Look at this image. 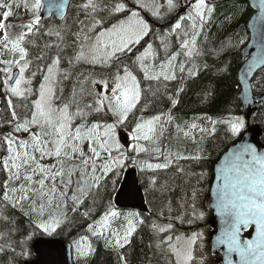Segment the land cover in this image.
Returning <instances> with one entry per match:
<instances>
[{"label":"snow or ice","instance_id":"6c2138e0","mask_svg":"<svg viewBox=\"0 0 264 264\" xmlns=\"http://www.w3.org/2000/svg\"><path fill=\"white\" fill-rule=\"evenodd\" d=\"M132 4L137 7L132 8ZM166 5L170 12L179 7L174 0H166ZM0 7L8 9L3 13V20L6 21L12 15L10 11L12 5L0 3ZM24 7L32 16L28 23L21 26L26 31L12 36L8 29L14 26L0 21V32L3 33L0 38V47L3 49L0 51V57L5 53L12 54L9 59L0 58V65H4L0 68V73L4 75L3 86L10 97L8 107L12 110V118L16 122L14 132L23 131L30 134L27 140H18L13 134L4 137L8 155L3 158V169L9 173V181L13 182V186L9 187V182H4L2 200L5 203L11 201L13 208L22 205L26 200H31L30 210L39 217L33 219L35 227L50 235L56 232L67 216L50 213L48 218L44 219L45 209L46 207H60L54 203L57 194L68 197L67 189L73 183L72 176L76 170L80 172V178L76 183L77 192L81 195L78 196L77 192H73L71 196L74 204L73 212H76L90 195L96 197L97 193L92 192V189L98 190L101 187V179L108 177L110 173L118 175V170L126 166V161L131 160L133 166H136L140 153L150 150L161 153L158 147L149 149L139 143L140 141L153 145L157 143L156 130L161 121L159 115L148 119L138 118L131 129V140L135 142L131 151L136 153V157H131L125 151H121L122 145L118 139V130L121 126H126L125 122L130 114H133V110L142 102L143 94L151 91V88L141 87L133 67L143 74L145 81L175 80L177 67L180 72L185 69L183 62L175 63L180 53L168 52L170 47L168 36L174 35L179 41V49L182 50L183 55L192 58L198 54L197 37L201 34L203 25L208 22L214 8L211 6V0H190L185 14L178 15L171 25L170 32H165L160 37L165 57L157 63L158 57L151 43L145 41L146 47H143V51L136 48L152 32L150 23L141 15L139 9L149 11L153 17H160L162 6L157 3V0H131V4L129 0H123V2L121 0H82L78 7L84 12L85 20L78 21L79 30L73 34V43H67L66 35L69 29L66 24L59 29H49L45 34L56 36L59 40L55 45L57 49L55 57L46 66V70L37 65L36 70L31 71L30 76H26L33 61L29 59V50L25 45L31 44L32 41L28 40V37L39 31L42 19V0H32L31 3L25 0ZM54 7L63 12V4H49L48 11L52 12ZM260 20L264 21V0L260 6ZM52 46L45 44L44 47L51 48ZM68 47L73 48V55L67 57L68 69H62L60 67L62 54ZM133 52L136 54L130 55ZM43 59L44 53L41 52L36 60ZM78 64L91 65L94 69L99 66L100 71L99 73L89 71L87 75L79 73L71 95L58 105L56 101L57 89L61 83L60 77L62 76L64 80L69 79L72 74L71 70ZM38 73L42 74V80L39 88L34 91L31 87L32 79ZM192 75L194 73L190 70L189 76ZM89 82L92 85L91 89L85 86ZM97 85L101 88L97 89ZM59 92L62 99L63 89L60 88ZM33 96L35 99L31 100L29 109L27 102ZM11 97L25 102L19 105L26 110L23 120L20 119L16 111L17 105L13 104ZM85 97H92V102L84 103ZM171 103L175 106L178 101L172 99ZM147 107L148 104L144 103L141 111ZM29 111L30 117L27 114ZM93 113H103L105 117L111 114L114 119L112 122L96 121L89 124L88 117ZM77 120L81 122L76 124ZM221 122L229 125L228 130L233 135L238 134L245 125L240 117ZM216 123L212 121L213 125ZM196 128L197 125L192 123L187 131L183 129L181 131H184V136L188 137L190 131ZM33 129H39V131H33ZM199 132L208 134L204 128H200ZM214 132L215 127L213 126L211 133ZM85 141L91 155H87L83 150L82 145ZM193 142H195V137H193ZM161 154L164 155V153ZM46 158L56 159L58 165H44L39 162ZM76 158L80 159L84 167L76 166L75 169L68 170V179L65 181L63 160ZM155 158L159 159V156ZM164 158L165 163H146L145 166L149 170L166 169L172 163V159L170 155H164ZM203 158L200 154L191 157L176 156V159L201 160ZM28 169L30 171H26ZM219 171L222 174L223 185L217 190V211L225 218L224 222L227 225L224 234L227 236L228 251L238 253L241 264H264V154H258L256 147L247 144L242 151L226 161L225 166ZM35 175L41 178L33 180ZM57 177L61 178L60 182L65 188L63 192H58ZM21 180L27 183H21L19 187L15 186V181ZM47 180L52 181L50 188L46 186ZM155 183V179L150 181L151 185ZM32 184L38 187L33 188ZM85 186H87V191ZM104 188L107 192L106 183ZM17 192L20 193L18 197ZM130 194L122 188L118 195L127 197ZM33 196L41 201L38 206L36 200L32 199ZM45 197H47L46 202ZM192 197L195 200L196 189H193ZM96 202L94 198V206ZM63 206L66 208V203ZM191 207L193 217L202 219L203 213L196 215L194 203ZM92 211L93 209L89 208L83 215L88 217ZM169 211H171L170 208ZM0 217H2V212H0ZM121 218L124 223L118 228L112 227L113 223ZM142 224L144 220L139 213L134 211L121 213L109 199L99 219L87 225V232L94 237L104 239L107 246L119 250L130 243V238L137 231V227ZM252 225L255 226L254 238L241 240L242 228L246 229ZM151 227L153 233L158 235L167 232L172 225L169 223L160 226L153 223ZM4 236V233H0V238ZM31 236L32 234L29 233L27 239H31ZM199 238L201 237L198 233H193L187 238L168 236L166 239H160L156 247L166 253V259H168L167 254L170 253L175 258V264H190L194 259V245ZM88 239V236L82 235L74 241L75 252L79 257H87L94 251ZM224 242L221 241V243ZM161 245H167V247L162 248ZM8 246L11 247L10 244ZM2 250L3 245H0V251ZM20 255L26 256L27 252L22 251ZM119 260L122 264H127L124 255H120ZM168 264H171V260Z\"/></svg>","mask_w":264,"mask_h":264},{"label":"trees","instance_id":"16d2710c","mask_svg":"<svg viewBox=\"0 0 264 264\" xmlns=\"http://www.w3.org/2000/svg\"><path fill=\"white\" fill-rule=\"evenodd\" d=\"M22 0H16V4ZM82 0H71L66 17L63 21H57L53 16L48 20L40 22L39 31L28 37V40L32 41L31 44H26L25 46L29 50V59L33 61L30 65V72L35 71L37 65L44 67L51 63V59L55 57L56 54V43L59 42L56 36H48L45 33L49 29H59L65 24L68 26V33L66 35V40L68 44H72L74 40V33L79 30L80 20H85L84 12L78 7ZM123 2V0H121ZM174 2H182V0H174ZM131 4V0H129ZM22 4V3H21ZM181 4V3H180ZM214 8L208 22L204 24V28L201 34L197 37V49L198 54H195L192 58H188L183 55L182 50L179 49V44L176 45V38L174 35L168 36V41L174 42L173 52H179L177 61L175 63L179 64L183 62L184 71L180 72L179 68L176 69V79L172 81H145L143 79V74L139 70L133 67L134 73L138 76L140 80L141 87L143 89L151 88V91H146L143 94V99L137 108L133 110V114H130L127 120L126 126H121L125 129V132L131 133V129L135 126L138 118L143 117L144 119L151 118L152 116H161V121L157 126L156 135L158 137L157 143L155 145L142 141L141 145L146 146L149 149L153 147H158L161 153L164 155H170L172 162L179 155V152L175 149H182V144H189L184 142L182 139H177V145L179 147L171 146L169 149L168 145L172 144L175 131H178L175 126H181L189 123L190 121L196 119V121L206 120L208 123V134L205 135V140L199 145V149H194L191 152L198 151L200 155L204 158L196 163V172L189 173L188 176L183 177L180 174H176V179H181L177 188L176 195L170 197V189H167L162 183H158L156 178L166 169H152L146 168V163H165L164 155L161 153L148 151L140 153L137 158V165L133 166L132 161L127 164V167H134L137 169L139 174V185L144 192L148 213L140 214L141 218L144 220V224L137 227V231L130 238V243L125 245L122 249H115L113 247L107 246L105 240L99 237H94L91 233L87 232V225L93 223V221L103 213L106 206L99 214L90 213L88 217H85L83 213L89 208L94 209L93 197L90 195L85 201L87 203L73 212L74 207L73 202L69 201V205L56 210L55 215L62 216L66 214L67 219L61 224V226L56 230V235L52 237H47L45 233L41 232L35 227L33 219H38L35 213L30 210L31 200H26L22 205L16 208L12 207L11 201L5 203L2 200V193L4 182H9V187L13 186V182L9 181V173L3 169V158L8 155L7 145L4 144V137L8 134H13L17 139H19L18 132H14L15 121L12 118L11 112H6L5 104L3 100L1 118H0V212H2V217H0V233H4L5 236L0 238V245H3V250L0 251V264H25L32 262L35 259L32 246L33 243L40 238L47 239H57L68 242L71 246L75 240H78L80 236H88V242L92 245L94 251L87 257H79L75 260L73 256L74 264H122L119 260L120 255L126 257L127 264H168L171 260V264H175L174 257L170 253L167 254L168 259H166V253L157 249L156 244L159 243L160 239H166L168 236L175 238L176 236H187L193 233L200 234L202 238V244L197 243L194 250V261L191 264L201 263L202 260H206L203 264H212L216 257L211 255L209 247V237L211 233V228L209 225L211 215L204 208V201L207 197L210 186L213 180V168L218 161L220 155L234 142L238 140L240 135L246 130V119L245 116L240 112V101L238 100V94L240 92L239 83L237 80V73L241 66V55L240 51L242 47L248 40V34L246 31V23L253 11L247 4L246 0H231L228 2L221 3H211ZM132 8H136L134 4L131 5ZM187 7L183 9L186 12ZM181 13L168 12L165 19H154V21H149L152 32L141 42V45L136 46L139 51H143V47H146L145 41L151 43L157 54V63L164 59L163 49L161 48V39L165 32H170L171 25L178 18ZM185 14V13H183ZM148 20V18H146ZM18 24H7L14 27L8 29L12 36L19 34L21 31H26V29L21 28L23 23ZM185 23V22H184ZM187 23V22H186ZM45 44L53 45L51 48H45ZM0 51H3L0 47ZM44 53L43 60H36V57ZM133 52L130 55H135ZM73 55V48H65L62 54L63 58L61 60L60 67L62 69H68L67 57ZM12 57L11 53H5L2 59H9ZM130 63V62H129ZM4 65H0V68ZM192 71L194 75L189 76V71ZM89 71H94L99 73L100 69L97 66L95 69L91 65L78 64L75 68L71 70V77L64 80L60 77L61 83L57 89V101L59 105L66 100L72 93L73 87L76 86V77L79 73L88 74ZM99 78V76H97ZM4 75L0 73V86H3ZM42 80V74H37L34 78V83L31 87L34 91L39 88V84ZM87 88L91 89L92 85L90 82L85 85ZM97 85L96 87H99ZM252 87L254 94L263 95L264 94V69L261 70L252 82ZM63 89V98L61 99L59 89ZM2 87H0L1 91ZM158 89V91H156ZM182 89V90H181ZM155 92V95H153ZM1 93V92H0ZM179 93V94H177ZM1 96V94H0ZM3 99V98H2ZM35 99V96L30 97L28 103V108H31V100ZM175 99L178 103L173 106L171 100ZM13 104L17 105L16 111L21 120L26 115V110L19 105L25 103L19 98L12 99ZM92 97H85L84 103H91ZM144 103L148 104L147 109L141 111L144 107ZM8 110V109H7ZM75 110L74 108L72 109ZM22 113H25L22 115ZM30 114V111L27 113ZM103 113H93L88 117V123L100 121L112 122L113 117L109 114L106 118L100 119ZM30 117V115H29ZM169 117L171 119L169 120ZM235 117H240L244 120L245 125L241 131L233 135L229 130V125L221 121H227ZM212 121H216L215 125ZM129 124V126H128ZM215 127V132L211 133L212 127ZM250 126H259L262 129L263 137L261 139L262 144H264V105L259 110L257 116L250 121ZM170 128L169 132H164L166 128ZM198 132V129L196 128ZM161 132L163 133L161 135ZM182 133L184 131H181ZM172 134V135H171ZM201 139H195V142L190 144L196 145ZM192 146V145H191ZM193 147V146H192ZM194 148V147H193ZM187 149V147H185ZM175 151V152H174ZM174 152L173 155L170 153ZM205 153V154H204ZM159 156V159L155 157ZM133 157V156H132ZM143 170H141V167ZM65 167H67L65 165ZM68 168H70L68 166ZM143 172V176L141 172ZM166 173V172H164ZM112 174V173H110ZM200 174L209 175V184L207 187V193L204 195L203 202L200 207V211H196V215L199 216L203 213V218L193 217V205L192 200L189 197L192 195V190L189 185L197 183L200 179ZM120 175V172H119ZM146 177V178H145ZM60 177H57L56 183L59 181ZM120 178V177H119ZM118 178V179H119ZM117 179V184L118 180ZM155 179V185H151L150 181ZM103 180V179H102ZM101 180V181H102ZM109 180V179H108ZM100 181V183H101ZM188 181L190 184H188ZM21 183H27L25 181H15V186L19 187ZM59 183V182H58ZM175 183V182H173ZM116 186L110 191V193L105 196L104 202L108 204L109 199L113 203V195L116 191ZM38 185L32 184L33 188ZM151 186L153 188H151ZM72 190V189H71ZM199 190H202L199 188ZM168 193V195H167ZM164 195L161 199L159 195ZM20 195L17 192L16 196ZM58 198V194L56 196ZM56 198L54 203L56 202ZM198 198V194L196 199ZM32 199L38 200L37 197L33 196ZM114 204V203H113ZM56 208V207H55ZM55 208H48L47 214L44 215V219H47L49 214H54ZM169 208L171 211H169ZM118 210V209H117ZM121 213H127V210H118ZM136 212V211H134ZM138 213V212H137ZM182 218V219H181ZM99 219V218H98ZM123 221V218H121ZM124 222V221H123ZM156 223L160 226H165L171 224L172 228L167 232L159 233L158 235L153 233L152 224ZM29 233L32 234L31 239H27ZM199 240V239H197ZM11 245L9 247L8 245ZM162 248H166L167 245H161ZM24 251L27 255H20Z\"/></svg>","mask_w":264,"mask_h":264},{"label":"water","instance_id":"95a60500","mask_svg":"<svg viewBox=\"0 0 264 264\" xmlns=\"http://www.w3.org/2000/svg\"><path fill=\"white\" fill-rule=\"evenodd\" d=\"M71 0H42V21L52 16L57 21H63ZM231 0H211V3L228 2ZM253 11L246 23L248 40L240 51L241 66L237 73V80L240 87L238 100L240 101V112L245 116L247 127L239 139L231 144L219 157L213 168V180L209 193L204 201L205 210L211 215L209 222L211 234L209 247L211 254L218 258L214 264H241L238 253L228 251L225 218L217 211V190L223 185L219 169L225 166L226 161L243 150L247 144L257 148L258 154H264L262 129L259 126H250V121L255 118L264 105V94H254L252 82L256 75L264 69V21L260 20V6L262 0H246ZM63 4V12L55 7L52 12L48 11V5ZM2 97L0 96V116L2 111ZM1 118V117H0ZM131 194L127 197L119 196L121 189ZM114 206L118 210L136 211L140 214L148 213L146 198L139 185V174L136 168L132 167L125 171L119 188L114 196ZM248 235V236H246ZM255 236V226H249L241 230V240H251ZM225 241L221 243V241ZM32 250L35 259L25 264H74L72 246L65 241L57 239L40 238L33 243Z\"/></svg>","mask_w":264,"mask_h":264},{"label":"rangeland","instance_id":"374dc122","mask_svg":"<svg viewBox=\"0 0 264 264\" xmlns=\"http://www.w3.org/2000/svg\"><path fill=\"white\" fill-rule=\"evenodd\" d=\"M15 2H16V0H0V3H2V4H5V5L11 4L12 5V7L10 9L12 15L9 16V18L6 21L3 20V13H4V11H6L8 9H6L4 7H0V21L4 22L5 24H12V23L14 24L15 22H18V24H21L20 23L21 21L23 23H25V22L28 23L30 21V19L32 18V16H31V13L28 12L25 9V7H24L25 0H22V2H21L22 4L18 2L19 3V6L18 7H17L18 4H16ZM31 2H32V0H28V3H31ZM157 3L162 6V7H160V13H161V16L160 17H153L149 11H147L145 9H139V11L141 12V15L145 19L148 18V20L146 19L148 22L149 21H154V19H165V16L167 15V13L170 12L168 10V8H167L166 0H157ZM174 3H176L179 6L178 9L173 10V12L175 13V15L177 13L183 14V13H185V12H183V9L186 8L189 5L190 0H182V2H180L181 4L179 2H174ZM187 23L185 22V24H187ZM203 28H204V25H203ZM2 35H3V33L0 32V38H2ZM169 42H170V47L168 49V52L169 53H172L173 52L172 49H174L173 48L174 42H172V41H169ZM175 43H176V45H178L179 44V41L176 40ZM162 52H163V55L165 56L164 51H162ZM14 71H16V70L14 69ZM29 72L30 71L26 72V76H30L31 75V74H28ZM33 83H34V78L32 79V84ZM0 87H2V89L0 91L1 92L0 94H1V97L3 98V100H5L4 101V104H5L6 112H8V113L11 112L12 113V110L9 109V107H8V99L10 98L9 97V94L6 92V89L4 88V86H0ZM110 87H111V84L109 85V88ZM100 88H101V86L97 87V89H100ZM11 99H15V97H11ZM24 114L25 113H22V115H24ZM104 118H106V117L104 115H101V118L100 119H104ZM80 122H81L80 120H77L75 123L76 124H79ZM126 123H127V121L125 122V125H126ZM192 123H195L197 125L198 132H195L197 130L196 129H193V130L190 131L189 136L188 137H185L184 136V132L182 133L181 132V129H183L184 131H187L188 130V126L190 124H192ZM128 126H129V124H128ZM175 127L178 130V131H175L174 132V134H177L175 136V138L173 137V139L175 141H173L172 144H170V146L168 145L167 148L169 149L171 146L179 147L180 144L177 145L178 142L176 140L177 139L178 140L179 139H182L184 142L189 143V144H182L183 150L182 149H178V148L175 149L176 151L179 152V155L190 156L191 157V156H195V155L199 154L197 150H195V152H191V151L194 150V149H198L200 151L199 145L202 142V140H205L206 137H205V134L199 132V129L200 128H204V129L208 130V123H207V121L206 120H201V121H198L197 122L196 119H194V120L190 121L189 123H187L185 125H181V126L178 125V126H175ZM169 130H170V128L167 127L164 132L165 133L166 132H169ZM33 131H39V129H33ZM18 135L21 136V137H19L18 140H20V139L27 140V139H29V135L30 134L29 133H25L23 131H18ZM193 137H195V139H199L200 138L201 140L196 145L190 144L193 141ZM118 139H119V141H120V143L122 145L121 151H125L131 157L132 156L133 157H136V153L133 152V151H131V147L135 143L134 141L131 140V133L130 132L129 133L128 132L126 133L125 132V129L123 130L122 127H120V129L118 130ZM140 142H142V141H140ZM82 147H83L84 152L87 155H91V153L88 152V144H87L86 141L84 142V144L82 145ZM185 147H187V149H185ZM174 152H171L170 154L173 155ZM36 155H37V159L39 160V154L37 153ZM114 155H115V153H114ZM39 162L41 164H44V165H50V164H57L58 165L57 160L54 159V158H52V159H47L46 158V159L40 160ZM199 162H200L199 160H194V159H176L175 158L174 161L170 164L169 168L167 170H165V171H162L158 175V177L156 178V181H158V183H162L163 182L162 184L164 186H166L167 189H170V191H169L171 193L170 197L171 196L174 197L176 195V192L178 191L177 190L178 185H176V183L179 184L180 180L183 177L188 176L189 173H195L196 172V167H197L195 164L196 163H199ZM63 163H64V168H65V176L63 177V179L65 181H67V179H68V176H67L68 170L75 169L76 166H79V168H83L84 167L80 163V159L79 158H76L74 160H63ZM128 163H130V160L126 161V166L125 167H123L122 169H119L118 170V175H116V174H109L108 177L102 178L103 180L101 179L102 181L100 183L101 184V187L98 190L97 189H92V192L97 193L96 197H93L92 196L97 201L96 204H95V206H94V209L92 211L94 214H96V215L99 214L103 210V208H104L103 205H105V206L107 205L104 202V198L116 186L117 179L120 177L118 179L119 181H118V184H117V187H116L117 189H116L113 197L115 196V194H116V192L118 190V187H119V185H120V183L122 181L124 172L126 171V169H129L130 168V166L127 167V164ZM65 165L67 167H65ZM68 166L70 168H68ZM26 171H30V169H28ZM119 172H120V175H119ZM140 172H141V170H140ZM164 172H166V173H164ZM176 174H180L182 176V178L181 179H176V177H175ZM22 175H23V172H22ZM141 175L143 176V172H141ZM199 176H200V178H199L200 180L197 183H195L193 185H189V187H191V190L192 191H193V189H196V197H197V194H198V198L196 199V197H195V200H193L192 195L189 197V200L191 199L192 202L195 204V210L196 211H200L199 205H201V203L203 202V198H204V195L207 193V190H208L207 187H208V184H209V181H210L208 174H204V175L203 174H200ZM40 178L41 177L39 175L33 176V180H39ZM79 178H80V172L78 170H76L75 171V174L72 176L73 183L67 189V192H68V197L67 198L70 199V200H71V196H72L73 192H77L78 185H77L76 181L79 180ZM143 178H144V176H143ZM60 179L61 178H59V181H58L59 183L58 182L56 183V187L58 189V192H63V191H65V188L61 184ZM113 181H116V182L113 183ZM173 182H175V183H173ZM105 183L107 184V192H105V188H104ZM188 184H190L189 181H188ZM35 185L36 184H34V186ZM46 186L50 188L52 186V181L51 180H47L46 181ZM151 188H153V187L151 186ZM199 188L202 189V190H199ZM85 190L87 191V186H85ZM77 195L79 196L81 194L79 192H77ZM167 195H168V193H167ZM163 196L164 195H161L160 194L158 197L161 199ZM46 201H47V197H45V202ZM69 201H67L65 199V197H62V196L58 195V198H56L55 204L60 205V207H56L55 208V211H53V213L55 214L56 210H58V209L60 210V208L64 207L63 205L65 203H66V206H68L69 205ZM40 203H41V201L38 199L36 201L37 206ZM86 203H87V201H84V203L79 207L80 210H81V207L83 205H85ZM47 212H48V209L46 207L45 214H47ZM100 215L96 219H98L100 217ZM122 223H124V222L121 219L120 220H117V221H115L113 223L112 227L118 228L120 226V224H122ZM45 234H46L47 237H52V236L56 235V232H53L50 235L47 234V233H45ZM190 236L191 235L182 236V237L187 238V237H190ZM197 243H199V245H201L202 244V238H199V240H197L196 244ZM195 245H194V248H193V256H194ZM72 253H73V256H74V258L76 260L78 255L75 252L74 243L72 244ZM174 260H175V258H174ZM193 261H194V259H193ZM193 261H191L190 264L193 263ZM205 262H206V260L204 259V260H202L201 263H198V264H203Z\"/></svg>","mask_w":264,"mask_h":264},{"label":"flooded vegetation","instance_id":"af4514ba","mask_svg":"<svg viewBox=\"0 0 264 264\" xmlns=\"http://www.w3.org/2000/svg\"><path fill=\"white\" fill-rule=\"evenodd\" d=\"M215 261H216V260H214L213 263H214ZM213 263H212V264H213Z\"/></svg>","mask_w":264,"mask_h":264}]
</instances>
